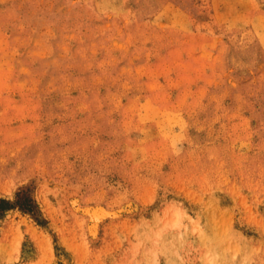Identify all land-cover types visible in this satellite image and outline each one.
Listing matches in <instances>:
<instances>
[{"label": "rangeland", "instance_id": "rangeland-1", "mask_svg": "<svg viewBox=\"0 0 264 264\" xmlns=\"http://www.w3.org/2000/svg\"><path fill=\"white\" fill-rule=\"evenodd\" d=\"M0 264H264V0H0Z\"/></svg>", "mask_w": 264, "mask_h": 264}, {"label": "bare ground", "instance_id": "bare-ground-1", "mask_svg": "<svg viewBox=\"0 0 264 264\" xmlns=\"http://www.w3.org/2000/svg\"><path fill=\"white\" fill-rule=\"evenodd\" d=\"M75 191V190H74ZM76 192V191H75ZM72 193V192H71ZM80 195V194H79ZM81 196V195H80ZM99 204V203H98ZM80 206V205H79ZM93 209V208H92ZM106 210L105 209H103L102 207H96L94 210H93V212H92V214H93V216L95 217V218H99V217H103V215L104 214H106V212H105ZM107 211H109V210H107ZM109 213V212H108ZM113 215V214H112ZM92 228V227H91ZM93 233V232H92ZM95 233V232H94Z\"/></svg>", "mask_w": 264, "mask_h": 264}]
</instances>
